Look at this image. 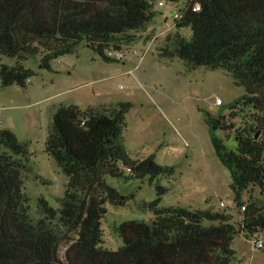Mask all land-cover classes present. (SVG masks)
I'll list each match as a JSON object with an SVG mask.
<instances>
[{"label":"trees","instance_id":"1","mask_svg":"<svg viewBox=\"0 0 264 264\" xmlns=\"http://www.w3.org/2000/svg\"><path fill=\"white\" fill-rule=\"evenodd\" d=\"M183 3L178 31L190 39L167 35L162 59L178 58L189 69L226 71L245 94L227 105L231 118L249 112L247 128L236 130V149L228 150L215 133L233 131L225 117L207 115L206 122L220 163L230 172L231 190L241 217L228 209L190 210L159 206L167 189L157 184L147 208L150 223L127 221L116 227L122 246L103 247L101 220L105 205L124 201L106 179L152 181L171 176L174 167L160 166L154 156L130 158L123 143L125 116L131 104L87 108L60 107L52 118L45 152L67 178L54 209L38 201L32 219L24 194L27 147L9 130H0V264H233L232 241L241 234L264 233V0H163ZM160 0H0V86L26 87L34 73L22 62L40 55V68L87 45L105 62V51L129 44L132 33L146 29L149 8ZM198 5L199 10L193 11ZM259 189L261 203L245 204L241 196Z\"/></svg>","mask_w":264,"mask_h":264},{"label":"rangeland","instance_id":"2","mask_svg":"<svg viewBox=\"0 0 264 264\" xmlns=\"http://www.w3.org/2000/svg\"><path fill=\"white\" fill-rule=\"evenodd\" d=\"M183 9L181 2L163 1V6L154 2L149 8L153 16L146 29L132 33L131 43L110 47L124 52L120 61L105 62L87 45L80 44L74 53L53 61L50 71L40 68V55L23 61V66L34 73L25 88L0 86V130H9L27 147L23 181L32 219L40 216V199L58 208L55 199L63 197L67 182L45 152L56 110L68 106L85 110L128 102L132 106L125 116L123 143L130 158L142 160L153 155L158 165L174 167V173L152 181L106 179L124 204L105 205L106 213L101 220L103 247L116 251L122 246L116 233L121 223L152 221L147 206L155 199L157 184L167 189L161 207L222 210L219 207L222 201L234 220L241 221L231 190L230 172L216 156L206 117H225V123L234 126L230 132L217 130L215 136L228 150L235 151V131L250 125L249 112L231 118L227 105L242 97L245 89L235 86L226 71L189 69L178 58L159 57L167 35L178 33L190 39L189 28L178 31L174 28V20ZM0 64L13 66L15 59L2 56ZM217 99L221 105H217ZM241 201L245 205L249 201L260 204L259 189L250 187ZM259 239L264 243V233L259 234ZM231 249L235 252L233 264H264V247H255L254 236L241 234L232 241Z\"/></svg>","mask_w":264,"mask_h":264},{"label":"built area","instance_id":"3","mask_svg":"<svg viewBox=\"0 0 264 264\" xmlns=\"http://www.w3.org/2000/svg\"><path fill=\"white\" fill-rule=\"evenodd\" d=\"M159 5L160 6H163V1H160L159 2ZM200 8L198 5H196L194 8H193V11H198ZM181 12V11H180ZM180 12L178 13V15L176 16L175 20H178L179 19V15H180ZM135 55H137L138 53L137 52H133ZM145 53H143L141 56H140V59L143 58ZM105 57L109 60H114V61H120L124 58V52L123 51H120V50H116V49H113V48H108L105 53H104ZM217 105H221L222 102L220 99H217ZM1 123V122H0ZM219 207L221 209H226V204L222 201L219 202ZM245 207L246 205H244L243 207H241L240 211L241 212H244L245 211ZM255 237V247L259 248V249H263L264 247V243L259 239V234H255L254 235Z\"/></svg>","mask_w":264,"mask_h":264}]
</instances>
